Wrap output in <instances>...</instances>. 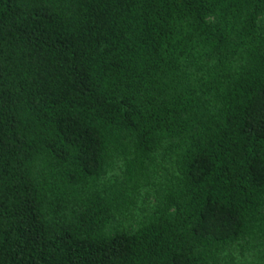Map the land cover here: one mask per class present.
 <instances>
[{
  "label": "trees",
  "instance_id": "obj_1",
  "mask_svg": "<svg viewBox=\"0 0 264 264\" xmlns=\"http://www.w3.org/2000/svg\"><path fill=\"white\" fill-rule=\"evenodd\" d=\"M0 264H264V0H0Z\"/></svg>",
  "mask_w": 264,
  "mask_h": 264
}]
</instances>
